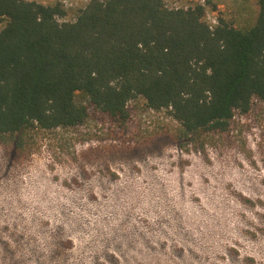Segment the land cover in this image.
Masks as SVG:
<instances>
[{
    "label": "rangeland",
    "instance_id": "obj_1",
    "mask_svg": "<svg viewBox=\"0 0 264 264\" xmlns=\"http://www.w3.org/2000/svg\"><path fill=\"white\" fill-rule=\"evenodd\" d=\"M58 1L71 20L89 0ZM195 2L210 24L258 12L164 0ZM128 111L123 127L88 119L34 130L20 152L0 143V264H264V102L188 141L167 110L139 98Z\"/></svg>",
    "mask_w": 264,
    "mask_h": 264
},
{
    "label": "trees",
    "instance_id": "obj_2",
    "mask_svg": "<svg viewBox=\"0 0 264 264\" xmlns=\"http://www.w3.org/2000/svg\"><path fill=\"white\" fill-rule=\"evenodd\" d=\"M257 5L239 26L221 15L208 23L197 2L89 0L64 20L58 0H0V143L20 152L34 130L88 119L123 127L139 98L167 110L181 140L228 130L236 112L264 102V0Z\"/></svg>",
    "mask_w": 264,
    "mask_h": 264
},
{
    "label": "built area",
    "instance_id": "obj_3",
    "mask_svg": "<svg viewBox=\"0 0 264 264\" xmlns=\"http://www.w3.org/2000/svg\"><path fill=\"white\" fill-rule=\"evenodd\" d=\"M65 3V2H64Z\"/></svg>",
    "mask_w": 264,
    "mask_h": 264
}]
</instances>
